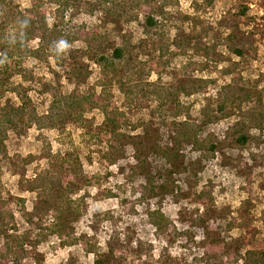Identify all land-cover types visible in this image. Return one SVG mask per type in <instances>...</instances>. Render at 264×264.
<instances>
[{"label":"rangeland","instance_id":"obj_1","mask_svg":"<svg viewBox=\"0 0 264 264\" xmlns=\"http://www.w3.org/2000/svg\"><path fill=\"white\" fill-rule=\"evenodd\" d=\"M34 1L9 0V3L13 9L24 12L33 6ZM40 1L48 9L50 28L56 27L60 32L58 42L66 41L69 46L59 55L61 59L67 60L71 53L76 52L91 72L89 78L78 85L66 79L63 68L57 65L52 55L46 57L41 54L28 59L26 68L33 71L44 85L24 83L20 77H15L12 83L22 84L30 90L29 95L40 116L49 111L53 100L50 90L62 95L76 89L85 95L102 92L101 69L88 57L90 50L86 34L93 30L110 39L98 47L102 53L111 54L114 46H122L128 41L137 47L134 61L144 70L140 77L134 74L131 64L127 67L126 78L129 76L132 84H138L144 91H140L142 94L147 93L146 97L141 94V103L131 109L124 106L126 98L120 90L119 77L123 75L114 79L110 77L107 81L111 101L130 117L131 124L123 128L124 133L142 134L144 125L153 123L161 135L162 144H168L169 133L163 123L185 121L186 117H175L176 111L166 108L160 112V101L151 94L153 88L149 86L154 84L169 89L193 78L210 81L206 94H182L179 99L198 125L203 120L202 108L209 99L217 98L222 87L237 83L240 88L247 89L259 84L260 105L256 96L243 103L234 117L203 129L205 134H215L218 141L224 140L240 120H249V114L254 118L264 116V0H213L212 4L206 0H168L165 6L167 15L156 16L161 25L148 34L143 28L142 15L139 20L123 16L120 23L113 24L104 18L101 11L88 14L81 6L62 16L48 0ZM243 8H246L245 15L241 13ZM188 18L198 19V25ZM231 34L237 37L232 43L229 41ZM188 40L192 43L188 44ZM39 45L38 40L29 43L33 50ZM242 45L244 55L239 57L232 49H240ZM7 101L19 104L16 96L11 94L0 100V108ZM84 117L96 127L104 121L98 109ZM251 134L254 139L247 148L225 147L216 159L206 162L196 179L197 189H193L200 192L207 188L214 214L223 215L220 219L210 220L208 225L215 230V235L227 242L247 237V222L242 221L243 216L257 230L256 238L264 240V123L262 130L253 129ZM63 141L65 145H62ZM108 151L106 145L91 137L87 127L69 126L63 137L57 131H40L36 127L22 134H9L7 155L4 158L0 155V193L15 215L18 234H27L33 243L27 249L23 264H95L97 259L80 244L64 247L57 236L51 235L48 228L55 222L53 215L42 219L32 216L39 192L30 190V182L36 178L37 169L48 168L53 162L49 158L58 154L64 158L71 155L73 176H76V188L79 190L71 198L84 201L81 204L82 217L73 223L70 235L74 234L76 238L86 236L93 245L97 244L102 254L110 243L113 248L123 250L119 251L114 264H208L203 256L204 248L199 245L204 231L193 225L202 206L173 196L166 197L161 203L141 199L138 190L145 180L138 172L132 173L131 167L136 164L134 149L127 147L125 156L117 163L107 157ZM186 156V161L198 158L190 148ZM151 162L156 169L164 166L159 159ZM185 178L186 175L178 174L173 177L176 184L188 193ZM158 206L173 220L177 235L158 232L151 226L147 212ZM3 240L0 235V246ZM239 258L240 255L233 251L221 258L214 257L209 264H242Z\"/></svg>","mask_w":264,"mask_h":264},{"label":"trees","instance_id":"obj_2","mask_svg":"<svg viewBox=\"0 0 264 264\" xmlns=\"http://www.w3.org/2000/svg\"><path fill=\"white\" fill-rule=\"evenodd\" d=\"M168 0H48V3L56 7V12L65 14L75 7H84L88 14H95L101 11L104 18L113 24L120 23L124 16L133 20L143 17V28L148 34L157 29L161 24L156 16L167 15L166 5ZM212 4L213 0H206ZM46 4L40 0L34 1L33 6L24 12L15 10L9 0H0V100L7 95H15L19 104L7 101L0 108V155L6 157V141L10 133L22 134L32 127L42 131L45 129L57 131L62 137L66 134L69 126L89 128L91 137L98 143L108 147L107 157L113 162H119L124 156L127 147L134 149L135 165L131 167L132 173L138 172L145 184L139 186V193L143 200H157L161 203L168 196L181 197L186 201L202 206L200 215L193 225L204 231L203 240L199 243L204 248V255L207 263L214 257L227 256L233 251L240 255L242 264H264V240L256 238L257 230L253 229L251 222L243 216L242 220L247 225L246 238L236 239L227 242L215 235V230L209 227L208 223L213 219H220L223 215L214 214L209 205V192L204 188L200 192L197 189L196 181L199 173L202 172L206 162L216 159L217 155L225 147L232 149H245L253 141L251 132L253 129L262 130L264 116L249 120H240L229 130L224 140L218 141L215 134H205L204 128L218 123L222 120L235 116V111L241 109L243 103H247L258 96L259 105L262 97L257 92L259 84L251 88H240L239 84H231L220 89L216 99H209L201 110L202 122L198 125L193 122L188 110L180 103V96H193L206 94L210 85L209 80L187 79L179 86L173 88L160 87L151 84V94L160 101L158 109L164 108L175 110V117L183 115L185 121L164 122L167 128L170 141L163 145L161 135L154 128L153 123H146L143 133L139 135H128L123 128L128 127L130 117L111 101L110 93L107 90V81L119 77L120 90L126 98L125 107L131 109L141 103L143 89L138 84H132L131 78H126L127 67L132 65L134 74L143 75L141 64L136 63L134 56L137 47L130 45L129 41L122 46H114L111 54H105L98 50V47L110 41L109 37L93 30L86 34L88 42V57L96 63L102 72L100 81L101 93L95 91L88 95L74 90L68 95L59 94L56 90H50L52 103L46 115L40 116L37 112L29 93L22 84L12 83L15 77H20L24 83H39L43 81L35 77L33 71H29L25 62L30 58L39 57L41 54L46 57H53L57 65L64 70L66 79L78 85L84 83L90 76L89 66L79 59L78 53H71L69 59L62 60L57 56L56 45L60 32L50 28L47 19ZM246 8H243L242 15H245ZM192 23L198 25V19L188 18ZM70 37V36H69ZM39 41L40 45L36 50L29 47V43ZM237 40L233 34L230 35V43ZM192 40H188L191 44ZM237 56H243L244 45L241 48L232 49ZM159 73V72H158ZM142 91V92H140ZM147 94V93H146ZM143 93L142 96L146 97ZM98 109L101 111L104 121L100 126L88 122L84 115ZM88 125V126H87ZM204 132V133H203ZM68 137H71L68 134ZM70 143L73 145L70 138ZM66 142L63 141L62 145ZM190 148L192 154H197L195 160L186 161V151ZM71 155H57L49 158L53 161L48 168H38L36 178L30 182V190L39 192L37 205L32 214L33 217L42 219L45 216L53 215L54 224L48 228L51 235L57 236L64 247H74L78 244L90 254L96 255L95 264H114L118 258L119 250L108 244L105 253H99L97 244L93 245L86 237L76 238L72 225L80 221L82 217L81 204L83 199L74 200L71 196L79 190L76 188L75 175L70 162ZM152 159H159L164 163L163 167L156 169ZM186 175L185 186L188 193H185L176 184L175 175ZM193 179V180H192ZM195 179V180H194ZM191 195V196H190ZM192 197V198H191ZM149 222L158 232L168 235H177V228L173 220L168 218L161 206L150 209L147 212ZM15 215L12 213L10 204L0 193V235L4 243L0 246V264H23L27 255V249L33 245L27 234L19 235L15 225ZM244 224H242V227ZM232 229V226L229 227ZM112 238V237H111ZM128 241V240H127ZM138 247V246H137ZM139 248V247H138ZM245 250L243 256L242 251ZM215 255V256H213ZM117 262V261H116ZM239 263V262H238Z\"/></svg>","mask_w":264,"mask_h":264},{"label":"clouds","instance_id":"obj_3","mask_svg":"<svg viewBox=\"0 0 264 264\" xmlns=\"http://www.w3.org/2000/svg\"><path fill=\"white\" fill-rule=\"evenodd\" d=\"M68 47L69 46H68L66 41H63V40L59 41L57 43V45H56L57 56H59L60 54L64 53L67 50Z\"/></svg>","mask_w":264,"mask_h":264}]
</instances>
